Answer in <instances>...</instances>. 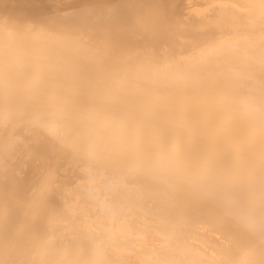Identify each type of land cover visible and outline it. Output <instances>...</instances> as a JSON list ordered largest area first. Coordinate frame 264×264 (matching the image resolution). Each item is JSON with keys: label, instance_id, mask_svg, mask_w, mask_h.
Masks as SVG:
<instances>
[{"label": "bare ground", "instance_id": "1", "mask_svg": "<svg viewBox=\"0 0 264 264\" xmlns=\"http://www.w3.org/2000/svg\"><path fill=\"white\" fill-rule=\"evenodd\" d=\"M105 0H0V59L10 52L17 69L12 78L20 102L6 104L0 94V227L7 211L20 216L45 210L50 201L69 211L73 222L65 235L78 238L88 230L104 231L141 241L147 235L159 250H171L189 260L210 259L219 252L213 245L226 247L216 226L196 221L182 232L142 208L131 210L134 233L115 228L108 214L97 215L100 199L118 183L115 176L90 171V162L76 149L88 147L78 138L77 122H69L58 81L63 80L73 58H98L95 48H82L74 29L85 11H98ZM119 14L143 12L155 18L158 32L132 38L133 48L151 42L158 56L122 63L113 71L123 78L152 81L135 101L137 107L164 121L181 120L188 127L215 135L223 133L233 148L234 162L242 178L256 186L260 171V145L255 133L258 114L242 99L225 100L224 89L216 81L240 84L250 74L259 75L264 54V34L260 31V0H111ZM14 23L56 19L49 29L11 33L3 26ZM254 19V24L248 21ZM174 58V59H173ZM258 89V80L253 81ZM258 94V93H257ZM155 156L160 149L153 146ZM259 226L258 204L245 208ZM103 213V210H101ZM91 213L92 215H89ZM139 248V244H137ZM32 252L51 260L102 261L100 252L81 255L75 248L53 250L38 243ZM31 255V252L29 253ZM123 258L133 262L157 259L132 254L125 248ZM249 258L259 259L258 252Z\"/></svg>", "mask_w": 264, "mask_h": 264}, {"label": "snow or ice", "instance_id": "2", "mask_svg": "<svg viewBox=\"0 0 264 264\" xmlns=\"http://www.w3.org/2000/svg\"><path fill=\"white\" fill-rule=\"evenodd\" d=\"M98 11H85L74 32L82 48H95L98 58L75 57L67 75L58 81L65 115L77 122L75 135L86 138L88 147L76 149L90 162V171L115 176L118 183L97 207V215L108 214L115 228L134 233L131 210L142 208L182 232L191 221L212 224L224 237L226 247L213 245L210 259L189 260L171 250L156 249L147 238L136 241L117 234L111 238L104 231L88 230L78 238L65 235L73 222L69 211L54 202L46 204L50 217L39 213L7 211L0 227V264H264V54L259 75L250 74L240 84L216 81L213 87L224 89V99H242L250 112L258 114L255 133L260 145V171L257 188L242 178L232 162L233 148L223 133L213 135L183 121H164L135 101L152 81L123 78L113 70L122 63L137 59L152 60L158 53L151 42L133 48L132 38L157 33L155 18L143 12L119 14L111 0H105ZM260 31L264 34V0H260ZM56 19L25 23L3 21L11 33L36 28L49 29ZM249 24L255 20L250 19ZM264 47V41H262ZM174 59V58H173ZM17 66L10 52L0 59V94L6 104L20 102L12 78ZM258 80V89L253 81ZM258 93V94H257ZM160 151L153 156L150 149ZM258 204L259 226L253 215ZM103 210V213L101 212ZM89 215H92L89 213ZM43 243L53 250L77 249L81 255L103 254L102 261L51 260L31 250ZM139 244V248H137ZM132 254L155 256L157 259L131 261L123 258L124 249ZM31 252V255L29 253ZM258 252L259 259L249 258Z\"/></svg>", "mask_w": 264, "mask_h": 264}]
</instances>
